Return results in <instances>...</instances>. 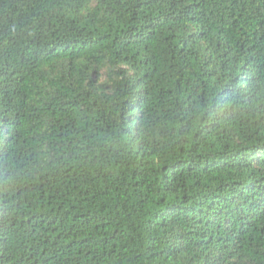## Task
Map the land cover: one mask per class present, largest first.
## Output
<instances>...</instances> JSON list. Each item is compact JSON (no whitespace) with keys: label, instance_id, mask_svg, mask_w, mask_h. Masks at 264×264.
<instances>
[{"label":"trees","instance_id":"16d2710c","mask_svg":"<svg viewBox=\"0 0 264 264\" xmlns=\"http://www.w3.org/2000/svg\"><path fill=\"white\" fill-rule=\"evenodd\" d=\"M0 264H264V0H0Z\"/></svg>","mask_w":264,"mask_h":264}]
</instances>
